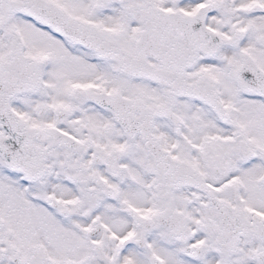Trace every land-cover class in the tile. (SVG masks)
Instances as JSON below:
<instances>
[{
	"label": "snow or ice",
	"instance_id": "obj_1",
	"mask_svg": "<svg viewBox=\"0 0 264 264\" xmlns=\"http://www.w3.org/2000/svg\"><path fill=\"white\" fill-rule=\"evenodd\" d=\"M0 264H264V0H0Z\"/></svg>",
	"mask_w": 264,
	"mask_h": 264
}]
</instances>
